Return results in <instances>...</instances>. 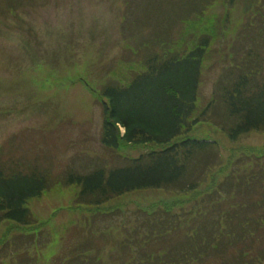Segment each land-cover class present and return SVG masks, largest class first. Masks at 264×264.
Returning <instances> with one entry per match:
<instances>
[{"label":"rangeland","instance_id":"rangeland-1","mask_svg":"<svg viewBox=\"0 0 264 264\" xmlns=\"http://www.w3.org/2000/svg\"><path fill=\"white\" fill-rule=\"evenodd\" d=\"M233 2L0 0V168L25 173L37 168L46 173L50 186L27 203L35 225L21 227L3 220L0 212V264L119 259L125 254L122 240L141 238L150 228L148 217L158 218L167 209L183 231L194 232L191 218L196 212L206 216L211 211L215 216L216 203L227 200L226 194L218 198L216 192L221 193L219 186L229 174L235 179L245 170L251 176L264 169V158L257 157L264 154V134L253 132L233 143L207 121L191 135L218 141L219 158L195 193L141 190L98 209L78 206L80 187L65 184L69 172L86 174L99 167L121 166L126 158L159 149L105 147L103 105L93 90L109 81L128 82L148 56L162 48L189 50L203 33H211L197 115L215 92L220 95L219 80L225 79V73L235 74L245 64H253L257 81H264V0ZM235 183L222 188L235 191ZM191 209L195 213L185 216ZM176 236L181 234L150 246L154 251L166 249ZM251 238L226 244L224 255L207 256L200 264H233L242 249L251 248L243 261L250 263L253 254L258 264H264V229Z\"/></svg>","mask_w":264,"mask_h":264},{"label":"trees","instance_id":"trees-1","mask_svg":"<svg viewBox=\"0 0 264 264\" xmlns=\"http://www.w3.org/2000/svg\"><path fill=\"white\" fill-rule=\"evenodd\" d=\"M210 35L207 31L203 33L196 47L189 50L162 48L161 53L148 56L143 67L128 82L109 81L93 90L103 105L101 141L105 147L117 151L123 145L145 148L154 145L159 149L126 158L128 160L121 166L99 167L86 174L67 173L65 184L80 187L78 206L100 209L119 197L141 190H167L180 195L199 191L219 158L218 141L191 135L200 123L211 121L233 143L253 132L264 134V81H257L253 64L250 67L245 64L246 67L235 74L233 71L225 73V79L219 80L222 81L220 95L215 92L210 103L197 115L204 59L211 46ZM219 110H223L221 116ZM262 155L257 157L264 158ZM48 179L46 173L37 168L26 173L0 168L2 219L21 227L35 225L37 221L27 203L40 198L50 188ZM229 182L237 185L235 191L222 188ZM260 189L263 195L264 169L254 171L251 176L245 170L235 179L229 174L219 186L221 193L216 192L218 198L226 194L227 200L216 203L219 210L215 216L211 211L206 216L196 212L191 218L194 232L183 231L181 223H175L178 218L166 209L158 218L148 217L150 228L141 238L122 240L123 257L105 262L200 264L207 256L224 255L226 244L240 242L247 235L256 237L264 229V195L257 197ZM212 194L214 191L207 195ZM229 206L233 209L229 210ZM192 213L194 209L184 215ZM135 231L138 229L132 236H136ZM176 234L181 237L173 238L166 249L154 251L150 246ZM252 251V248L250 252L242 249L232 260L233 264H258L253 254L250 263L243 261ZM262 254L264 258V252ZM258 260L263 261L260 257ZM105 262L91 260L76 264Z\"/></svg>","mask_w":264,"mask_h":264}]
</instances>
